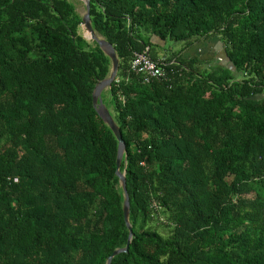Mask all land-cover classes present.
I'll use <instances>...</instances> for the list:
<instances>
[{
	"label": "trees",
	"instance_id": "obj_1",
	"mask_svg": "<svg viewBox=\"0 0 264 264\" xmlns=\"http://www.w3.org/2000/svg\"><path fill=\"white\" fill-rule=\"evenodd\" d=\"M79 3L0 0V264H106L129 238L118 140L93 105L112 60ZM90 13L120 58L103 101L127 146L133 238L112 264H264V0ZM208 39L224 59L185 55ZM144 52L167 79L132 69Z\"/></svg>",
	"mask_w": 264,
	"mask_h": 264
},
{
	"label": "water",
	"instance_id": "obj_2",
	"mask_svg": "<svg viewBox=\"0 0 264 264\" xmlns=\"http://www.w3.org/2000/svg\"><path fill=\"white\" fill-rule=\"evenodd\" d=\"M84 3L85 6V13L83 14V28L85 30V37L90 40L96 41L103 51L111 58L112 60V69L111 73L105 79L99 81L93 92V105L96 108L98 114L104 120V122L111 128L114 135L118 140V154H117V169L116 175L120 179L121 186L123 187L125 200H124V218L126 225L129 229V238L127 244L123 248L116 249L107 259L106 264H112L114 257L120 253L129 252L130 244L133 238V226L130 221V213H131V202H130V195L127 190V177H126V170L121 171V166L123 160L127 158L126 155V142L123 138V134L119 124L116 122L114 116L112 115L110 109L105 104L102 98V94L104 91L110 89L113 83L118 78V71L120 67V58L117 54L116 48L114 45L108 41L106 38L101 37L93 27L92 19H91V0H79Z\"/></svg>",
	"mask_w": 264,
	"mask_h": 264
},
{
	"label": "built area",
	"instance_id": "obj_3",
	"mask_svg": "<svg viewBox=\"0 0 264 264\" xmlns=\"http://www.w3.org/2000/svg\"><path fill=\"white\" fill-rule=\"evenodd\" d=\"M134 71L142 73L145 82H151L153 79H167L169 73L166 68L150 57L146 52L137 53L131 62ZM119 77L115 82H119Z\"/></svg>",
	"mask_w": 264,
	"mask_h": 264
},
{
	"label": "crops",
	"instance_id": "obj_4",
	"mask_svg": "<svg viewBox=\"0 0 264 264\" xmlns=\"http://www.w3.org/2000/svg\"><path fill=\"white\" fill-rule=\"evenodd\" d=\"M211 44H216V45L211 46ZM185 55L186 56L201 55V57L206 60L224 59V56L222 55L221 52V45L215 39H208V40H202L201 42H196L192 47L188 49V51L185 52Z\"/></svg>",
	"mask_w": 264,
	"mask_h": 264
},
{
	"label": "rangeland",
	"instance_id": "obj_5",
	"mask_svg": "<svg viewBox=\"0 0 264 264\" xmlns=\"http://www.w3.org/2000/svg\"><path fill=\"white\" fill-rule=\"evenodd\" d=\"M77 9H78V11H79L81 14H84V13H85V6H84V4L79 3V4L77 5ZM181 45H182V43H175V42H172V41L169 40L168 43H167V48H168V49L171 48V49H174V50H178V49L181 48ZM215 45H216V44H211V46H215ZM158 52H159L160 55H162V53H164V51H162V50H158ZM166 53H167V54H170V53H171V50L169 49L168 52L166 51ZM102 98H103V100H105L106 103L109 104V106H110V108H111V105H110V103H109V101H108V94H107V92H104V93H103ZM111 110H112V108H111Z\"/></svg>",
	"mask_w": 264,
	"mask_h": 264
}]
</instances>
